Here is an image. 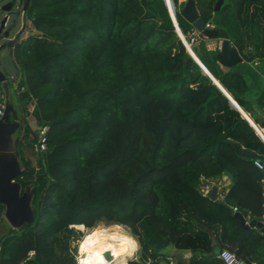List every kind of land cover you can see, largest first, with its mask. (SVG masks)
Listing matches in <instances>:
<instances>
[{
    "label": "trees",
    "instance_id": "trees-1",
    "mask_svg": "<svg viewBox=\"0 0 264 264\" xmlns=\"http://www.w3.org/2000/svg\"><path fill=\"white\" fill-rule=\"evenodd\" d=\"M25 1L23 20L34 33L11 47L21 76L7 86L20 116L15 181L21 192L31 184L33 216L0 235V264H74L70 249L81 233L69 225L100 220L137 238L139 257L126 264H161L169 246L192 252L182 264H224L211 254L208 230L220 248L264 264V234L229 210L264 222V167L253 164L264 163L256 117L264 86L254 89L241 63L223 71L217 49L190 48L254 130L195 62L185 66L164 0H29L23 8ZM167 1L186 34L193 25L179 13L183 4ZM195 3L202 23L213 20L245 61L249 42L264 56V0H224L217 11L215 0ZM29 115L48 126L49 152L33 151ZM221 175L229 179L225 204L199 191L202 179ZM3 214L0 203V224Z\"/></svg>",
    "mask_w": 264,
    "mask_h": 264
},
{
    "label": "water",
    "instance_id": "water-1",
    "mask_svg": "<svg viewBox=\"0 0 264 264\" xmlns=\"http://www.w3.org/2000/svg\"><path fill=\"white\" fill-rule=\"evenodd\" d=\"M29 0L25 1V4L23 5V8H26V5ZM223 0H215L213 10L217 11ZM168 12L170 14V17L172 19V22L175 27V32L179 36L181 42L183 43L187 53L188 57L185 60V66H190L193 62H195L201 71L208 76V78L220 89V91L226 96L228 101L233 105V107L240 113V115L248 121L245 114L240 109V106L238 103L232 99L228 94L225 88L220 84L219 81L216 80V78L208 71V69L203 65V63L197 58V56L194 55L190 47L185 43L184 38L181 34L180 28L177 24V20L175 17V11L173 10L171 4L164 0ZM12 7V2L8 1L6 2L2 7L1 10L3 11H10ZM179 13L194 27H196L198 30L201 31L202 35L206 38H218V30L214 27L206 28L204 27V24L199 18V12L196 7L195 0H184L183 5L181 6ZM7 20V15L3 16L0 20V33L3 30L5 26V22ZM9 30L6 29L3 31V34L6 38H8L7 45L13 46V44L17 41L18 37L20 36V30L13 36L9 38ZM217 60L227 67H232L242 60V56L240 55L238 49L235 45L231 44L230 40L228 38H223L220 42V46L218 49V52L216 54ZM0 82L6 86L7 81L5 79V75L0 70ZM10 105L6 103V108L4 110L3 116L0 118V121H8L10 119L9 113L11 112V117L14 119L17 115L13 109L11 111L9 110ZM248 123L252 126V128L255 130V127L248 121ZM256 132V131H255ZM257 134V132H256ZM258 135V134H257ZM259 136V135H258ZM3 133L0 132V142H2ZM261 138V136H259ZM262 139V138H261ZM263 141V140H262ZM264 142V141H263ZM51 149L47 148L46 152H49ZM2 159L0 161V203L4 205V217L6 221L8 222L9 226L12 228H18L23 223L29 222L32 219L33 212L30 205V199L27 198L24 194L19 193L20 191V185L18 182L15 181L16 175L21 171L18 169L15 163L11 162L4 156H2ZM32 193V191H31ZM206 196L211 200H216L219 203L225 204L222 199H217V187L213 185L210 190L207 192ZM230 212L238 218L240 225L243 228L248 227H255L260 230L262 234H264V222L261 220L251 219L246 221L245 216L240 211H233V209L229 206ZM7 231V225L4 223L0 224V235L4 234ZM209 235L211 236V245L212 250L211 254L217 256L220 252V246L217 244L213 232L211 230H208ZM102 256L105 258V260L111 261L113 259V255L110 250H104L102 251ZM33 257V255H31ZM129 259L126 260L123 264L127 263Z\"/></svg>",
    "mask_w": 264,
    "mask_h": 264
},
{
    "label": "rangeland",
    "instance_id": "rangeland-1",
    "mask_svg": "<svg viewBox=\"0 0 264 264\" xmlns=\"http://www.w3.org/2000/svg\"><path fill=\"white\" fill-rule=\"evenodd\" d=\"M8 1H11L12 7L10 11H3L1 10V7ZM22 3L20 0H0V18L4 15L8 14V19L6 21V24L3 28V30L0 33V70L3 72L4 75H9L16 69V64L14 61V57L11 51V47L7 45L8 38H6L3 34V31L8 29L9 30V38L13 37L19 30H20V36L18 37L17 41L25 38L27 35L34 33L33 28L31 27L30 20H23V11L21 9ZM2 19V18H1ZM11 103H15L13 99H10ZM15 105V104H14ZM31 106L28 105V109H30ZM17 116L13 119L10 118L8 121H0V132L3 133L2 137V142H0V161L2 159V151L1 148L9 147L10 149V154L7 157L8 160L11 162L15 163L16 166L18 167L19 170H21V162L19 161L18 157L15 155V147H14V140L17 136V133L20 129V116L19 114H16ZM30 116V115H29ZM28 116V117H29ZM30 122H32V125L35 126V123L33 121V118L30 116L29 119ZM26 156H30L32 160L35 162V156L32 153L30 149H25L24 151ZM20 195L24 194L27 198L31 196V184H28L24 190L21 192L19 191ZM7 227H9L8 222L6 219L3 217V221ZM110 223V222H109ZM108 225V222L104 220H100L97 223H95L93 229L91 230V233L89 236L92 234V232L96 229L98 225ZM124 231L127 232L132 238L133 241H135V247L139 249V242L135 236L132 235L131 231L129 228L124 227ZM88 236V237H89ZM77 240L72 242V246L76 244ZM79 246V245H78ZM129 245L128 247H130ZM80 247V246H79ZM78 247V248H79ZM134 247V249H135ZM131 248V251L133 252L134 250ZM138 253V252H137ZM182 264V263H178Z\"/></svg>",
    "mask_w": 264,
    "mask_h": 264
},
{
    "label": "crops",
    "instance_id": "crops-1",
    "mask_svg": "<svg viewBox=\"0 0 264 264\" xmlns=\"http://www.w3.org/2000/svg\"><path fill=\"white\" fill-rule=\"evenodd\" d=\"M177 1H178V3L180 5H182L183 2H184V0H177ZM223 1H222V3H223ZM172 5H173V2H172ZM173 8H174V5H173ZM174 11H175V9H174ZM210 22H211L210 23L211 27L215 28L214 21L211 20ZM222 39L223 38H221V37H218V38H206V37H204L198 42V44L202 43L207 50L214 51L216 49L217 50L219 49L220 42H221ZM230 42H231V44H233L231 40H230ZM198 44L195 47H198ZM249 53H251V55H253L252 59H250L248 61H245L243 59V57H242L241 62H239V63H241L240 67H241L242 71L246 74V76H247L246 80L248 81V83L250 85H252L254 89L261 88V87L264 86V56H258L257 54L255 55L254 47H253L252 43H250V42L247 43V45L245 46V54L248 55ZM217 63L219 64L220 68L223 71H225L227 68H229V67L224 66L223 64H221L218 60H217ZM2 87H3V93L2 94H3V96H4L5 100H6V103L10 105L9 110L11 111V109H13V111H15V113L17 114L16 110H17L18 103H17V100H16V92L14 91V88H9L7 85L4 86L3 84H2ZM251 95L252 94H250V93L247 94L248 97L252 98ZM10 99H13L15 103L12 104ZM30 106H31V108L28 109V110L32 111L33 105L30 104ZM9 115H11V112L9 113ZM30 116L32 117V115H30ZM29 117H27V120L29 119ZM256 117H257L258 122H259L257 124L264 131V114L262 113V110H261V112H257L256 113ZM33 121L35 123L34 118H33ZM28 122L33 128H37L36 124H35V126H33L32 122H30V120H28ZM1 150H2V148H1ZM4 157L7 158L6 156H4ZM21 169H22V166H21ZM212 182L217 184V185L213 184V185H215L217 187V197H218L217 199H222L221 195H224V193L228 190V186H229L228 177L226 175H221L219 178L215 179L214 181L212 180ZM30 201H31V199H30ZM3 217H4V214H3ZM248 220H251V219L248 218ZM111 224H117V223H111ZM134 255H135L136 258H131L129 256V257H127V259L133 260V259H137L139 257V249H138V247L137 248L135 247ZM191 255H192V252L189 249L179 250V249L175 248L174 246H169L168 247V256L166 257L165 260L161 261V264L185 263V262L188 261V259L190 258Z\"/></svg>",
    "mask_w": 264,
    "mask_h": 264
},
{
    "label": "built area",
    "instance_id": "built-area-1",
    "mask_svg": "<svg viewBox=\"0 0 264 264\" xmlns=\"http://www.w3.org/2000/svg\"><path fill=\"white\" fill-rule=\"evenodd\" d=\"M173 10H174V8H173ZM204 27L211 28V24L209 22H206L204 24ZM181 34H182V36L184 38L185 43L188 46H190L191 48L195 47L198 44V42L202 38H204V36L202 35L201 31L198 30L194 26H192L186 34H184L182 31H181ZM20 76H21V73H20L18 67L16 66V69L12 73H10L9 75H5V79H6V81L15 82V81L19 80ZM21 90H22V88H21ZM2 93H3V87H2V83L0 82V98H1L0 99V118L3 116L4 110L6 108V100H5V98H4ZM262 113L264 114V107L262 108ZM47 130H48V126L47 125L37 126V128H36L37 139L33 143V147H32L34 152L40 153V152H43V151L47 150V140H46ZM253 164L259 169L264 167V163L261 160H259V159H255L253 161ZM213 184H215V183H213L211 180L209 181V180H206V179H202L201 183H200V186H199L200 193L202 195L206 196L207 192L210 190V188L213 186ZM215 185H217V184H215ZM221 196L223 197V195H221ZM231 208L233 209V211H239L236 206H231ZM245 218H246V221H247L248 217H245ZM110 225H112V224L108 223V225L107 224L103 225V227L107 228ZM115 225L120 226L123 230L125 229L124 227L128 228L127 226L122 225V224H115ZM69 227H72V228L78 230L81 233L80 238L76 239L77 240L76 244H74L72 246V248L70 249V252L72 253L74 261H75L74 264H89L86 261V259H85L84 253L79 252V248H78L79 246L78 245H79V240L82 238L83 234L85 233V230L88 229V228H93L94 226L86 227L84 224H71V225H69ZM225 252L231 253L232 256L235 257V259L232 260L231 257L225 258L224 255H223ZM134 253H135V249L133 250L132 255L130 256L131 258H136ZM30 254H32V252H30ZM217 256L222 260V262L224 264H229L230 261H231V264H248L245 260H243L242 258L237 257L236 254L233 251H231V250H229L227 248H221L220 252H219V254ZM127 257H129V256H127ZM104 260H105V258H104ZM105 261H107L108 264L112 263V260L111 261L105 260Z\"/></svg>",
    "mask_w": 264,
    "mask_h": 264
},
{
    "label": "bare ground",
    "instance_id": "bare-ground-1",
    "mask_svg": "<svg viewBox=\"0 0 264 264\" xmlns=\"http://www.w3.org/2000/svg\"><path fill=\"white\" fill-rule=\"evenodd\" d=\"M1 151L6 157L10 154L9 147ZM129 245L131 246L128 247ZM134 247L135 242L120 226L112 224L105 228L100 224L87 238L79 252L84 253L89 264H108L101 253L104 250H110L113 255L111 264H121L126 261L127 256L132 255L131 248L134 249Z\"/></svg>",
    "mask_w": 264,
    "mask_h": 264
},
{
    "label": "clouds",
    "instance_id": "clouds-1",
    "mask_svg": "<svg viewBox=\"0 0 264 264\" xmlns=\"http://www.w3.org/2000/svg\"><path fill=\"white\" fill-rule=\"evenodd\" d=\"M223 255H224V257H225V258L231 257V258H232V260H234V259H235V257H234V256H232V254H231V253H227V252H225ZM229 264H231V261L229 262Z\"/></svg>",
    "mask_w": 264,
    "mask_h": 264
},
{
    "label": "flooded vegetation",
    "instance_id": "flooded-vegetation-1",
    "mask_svg": "<svg viewBox=\"0 0 264 264\" xmlns=\"http://www.w3.org/2000/svg\"><path fill=\"white\" fill-rule=\"evenodd\" d=\"M3 16H4V15H3ZM3 16H2V17H3ZM2 17H1V18H2ZM8 17H9V16H8V14H7V19H8ZM1 18H0V20H1ZM6 21H7V20H6ZM5 24H6V22H5Z\"/></svg>",
    "mask_w": 264,
    "mask_h": 264
}]
</instances>
